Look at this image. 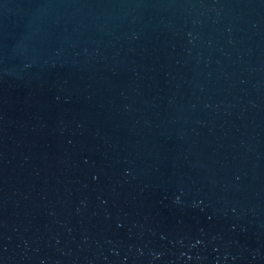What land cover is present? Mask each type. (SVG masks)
<instances>
[{
	"label": "water",
	"instance_id": "obj_1",
	"mask_svg": "<svg viewBox=\"0 0 264 264\" xmlns=\"http://www.w3.org/2000/svg\"><path fill=\"white\" fill-rule=\"evenodd\" d=\"M0 264H264V0H0Z\"/></svg>",
	"mask_w": 264,
	"mask_h": 264
}]
</instances>
